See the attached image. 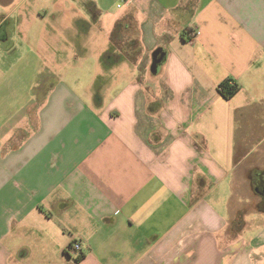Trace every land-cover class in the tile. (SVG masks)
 I'll return each mask as SVG.
<instances>
[{
	"label": "crops",
	"instance_id": "1",
	"mask_svg": "<svg viewBox=\"0 0 264 264\" xmlns=\"http://www.w3.org/2000/svg\"><path fill=\"white\" fill-rule=\"evenodd\" d=\"M122 1L76 18L87 87L0 104V264H264V224L245 217H264V0ZM66 45L49 43V67Z\"/></svg>",
	"mask_w": 264,
	"mask_h": 264
},
{
	"label": "rangeland",
	"instance_id": "2",
	"mask_svg": "<svg viewBox=\"0 0 264 264\" xmlns=\"http://www.w3.org/2000/svg\"><path fill=\"white\" fill-rule=\"evenodd\" d=\"M84 1L0 0V20L3 19L5 23L6 33L5 36H0V65H8L17 60L25 61L18 65L14 63L13 66L0 67V91L9 96L0 100V104L4 108L12 109L13 102L19 101L16 96L20 92L24 95L26 91H30L40 96L49 90L51 82L54 83L58 80H64L70 84H75L79 80L87 87L90 72H86L84 69L76 71L77 68H75L79 56L83 60L85 53L76 50L78 42L81 41L79 40V24L76 23L78 21L76 18L81 17L83 13L88 14ZM108 2L112 5L113 10L117 4H121L123 1L108 0ZM66 26L67 30L65 29ZM97 34L98 29L93 27L90 32L83 34L82 41L93 46ZM52 42L67 44L70 47V50L62 52L64 62L68 63L67 67H49V60L51 59L49 57V43ZM88 52H86L87 55ZM89 53L90 56L87 57V61L93 65L97 52L92 50ZM62 54L60 52V57ZM10 74H15L17 80L18 89L15 98L12 92L13 85H10V82L1 83L2 79ZM24 103V98L20 99V107L24 108ZM260 132L264 134V130ZM261 170L264 169L252 172L250 178L252 187L254 174ZM257 216L258 214L250 213L245 216L251 225L249 231H255L264 224V217L258 218Z\"/></svg>",
	"mask_w": 264,
	"mask_h": 264
},
{
	"label": "trees",
	"instance_id": "3",
	"mask_svg": "<svg viewBox=\"0 0 264 264\" xmlns=\"http://www.w3.org/2000/svg\"><path fill=\"white\" fill-rule=\"evenodd\" d=\"M189 29H185L183 36L185 37ZM190 38V37H189ZM239 90V85L234 82L232 78H228L222 81L219 85L220 94L226 99H231ZM253 187L255 191L262 196L264 200V170L257 171L253 176ZM260 209L264 211V204L260 206ZM82 255L77 259H82Z\"/></svg>",
	"mask_w": 264,
	"mask_h": 264
},
{
	"label": "built area",
	"instance_id": "4",
	"mask_svg": "<svg viewBox=\"0 0 264 264\" xmlns=\"http://www.w3.org/2000/svg\"><path fill=\"white\" fill-rule=\"evenodd\" d=\"M81 250V244L79 242H73L71 245L68 246L66 253L69 255L79 256Z\"/></svg>",
	"mask_w": 264,
	"mask_h": 264
},
{
	"label": "water",
	"instance_id": "5",
	"mask_svg": "<svg viewBox=\"0 0 264 264\" xmlns=\"http://www.w3.org/2000/svg\"><path fill=\"white\" fill-rule=\"evenodd\" d=\"M166 52L163 49H157L154 52V62L156 65L160 64L165 57Z\"/></svg>",
	"mask_w": 264,
	"mask_h": 264
},
{
	"label": "flooded vegetation",
	"instance_id": "6",
	"mask_svg": "<svg viewBox=\"0 0 264 264\" xmlns=\"http://www.w3.org/2000/svg\"><path fill=\"white\" fill-rule=\"evenodd\" d=\"M4 22H3V20H0V36H2V35H4L5 36V26H4Z\"/></svg>",
	"mask_w": 264,
	"mask_h": 264
}]
</instances>
